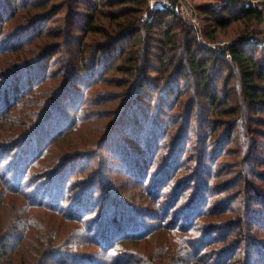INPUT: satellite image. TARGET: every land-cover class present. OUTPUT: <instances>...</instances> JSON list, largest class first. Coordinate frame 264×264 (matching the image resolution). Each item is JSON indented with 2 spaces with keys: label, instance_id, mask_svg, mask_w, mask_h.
Returning a JSON list of instances; mask_svg holds the SVG:
<instances>
[{
  "label": "trees",
  "instance_id": "16d2710c",
  "mask_svg": "<svg viewBox=\"0 0 264 264\" xmlns=\"http://www.w3.org/2000/svg\"><path fill=\"white\" fill-rule=\"evenodd\" d=\"M204 1L196 6L205 22L203 34L207 41H217L238 23L240 32L224 49L208 47L198 29L174 9H152L149 0H0V55L2 49L4 53L9 51L8 47L23 50L37 39L54 38L50 25L62 12L66 13L63 25L54 31L56 38H63L62 43L50 44L36 60L4 73L0 81V124L8 120L5 117L16 107L32 99V103L38 102L36 96L54 80L56 71L51 66L64 65L67 71L66 78L60 74L64 83L43 103L44 109L39 107L35 112L32 117L35 122L28 124L25 132L17 133L8 127L0 129V264H22L25 258L20 251H24L26 241L34 244L36 255L24 264H164L167 248L158 249L159 254L153 260L141 251L126 250L120 262L112 251L116 245L127 248L132 243L154 238L161 230L179 245L178 233H196L193 228H204L200 219L215 214L216 210L223 211L222 200L212 203L207 194L213 188L216 194L221 191L222 185L215 183L221 174L215 160L233 155L231 145L238 140L237 131L244 132L247 151L234 163L243 168V162L246 165L251 160L259 165L264 162L261 156L264 151V118H261L264 116V34L250 28L264 21L259 4L264 0ZM49 3L54 4L49 6ZM24 9H29L24 22L27 26L7 37L5 25ZM35 10L41 11L40 17L35 18ZM94 32L101 33L104 40L95 44L97 55L89 63L83 55L86 39ZM61 57L65 62L59 64ZM115 72L126 74L128 82L123 86L132 88L123 97L119 117L109 126L102 144L97 147L98 153L66 156L59 165L44 173L45 180L33 196L42 191L40 197L47 195L50 207L28 199L26 182L31 168L52 150L55 138L59 140L82 127L92 103L91 89L105 84L106 74ZM188 80L193 83L192 87L186 85ZM164 103L169 105V115L173 118L164 120L168 115L162 108ZM178 120H183L181 125ZM176 123L174 132L171 124ZM164 148L168 151L162 156ZM106 152L110 157L103 155ZM12 155L15 159L2 172V164ZM115 157L121 162L118 168L111 167L114 162L108 160ZM96 158L99 167L94 168L88 179L70 182L72 170L76 176L82 159H89L87 162L92 166ZM120 169L133 174L138 181L144 180L149 195L154 199L158 196V203L165 197L167 187L160 190L162 182L168 183L180 176L170 196L168 213L164 216L167 209L164 202L158 211H151L160 223L144 222L140 216L144 210L138 213L115 195L104 173L120 172ZM181 173L186 177H181ZM236 178L244 184L239 187L248 194L247 201L239 218L223 225L222 234L226 238L229 233L238 234L237 238L230 236L217 241L214 236L220 226H206L202 236L192 238L187 244L188 250H193L189 256L191 264H202L206 257L209 264H264V239L251 233L256 227L264 229V223L254 216L256 207L262 206L264 211V193L255 184L264 182V171L252 172L250 180L241 171L222 184L231 179L233 183ZM69 183L73 203L62 208ZM192 183L196 187L190 195ZM186 192L190 194L185 195ZM7 206L15 207V212L7 214ZM42 207L59 215L66 213L60 207L67 209L70 217L66 218L81 225L77 231L84 234L87 241L83 243L92 242L107 250L106 258L110 260L100 261V255L67 250L65 243L58 244L56 234H47L46 227L45 233L33 240L29 233L34 228L29 226V220L35 215L29 210ZM119 209L120 214H115ZM171 213L173 218L169 219ZM243 214L245 220H242ZM252 220L258 225L254 226ZM220 243L222 248L213 249ZM209 248L215 251L203 255Z\"/></svg>",
  "mask_w": 264,
  "mask_h": 264
},
{
  "label": "rangeland",
  "instance_id": "374dc122",
  "mask_svg": "<svg viewBox=\"0 0 264 264\" xmlns=\"http://www.w3.org/2000/svg\"><path fill=\"white\" fill-rule=\"evenodd\" d=\"M173 2H176L178 0H172ZM190 2V4L195 8V13H196V19H191V18H185L183 16H181L185 21L189 22L190 24H192L193 26H195V28L198 29V31L200 32L201 36L203 37V41L204 43L213 49L216 48H226L228 46V44L238 35V33L240 32L238 23L234 24L231 28H229L228 31H226V33L222 34L219 39L215 42L212 41H207L204 38V34L203 31L205 30V22L203 20V16L200 12V10L197 8L196 5L198 4H202L205 3L204 0H188ZM151 2L152 0H149V6L152 8L151 6ZM51 4L54 3H49V6ZM260 4V8L264 11V2L259 3ZM48 6V7H49ZM51 8V7H50ZM153 9V8H152ZM29 9H24L21 10V12L18 14L17 17L13 18L12 20H10V22L5 25V31L4 34H6L7 37H11L16 35L17 32H19L22 29H25L24 27H26L27 23L25 22V17L27 16L26 14H28ZM33 11V10H32ZM51 11H53V9H51ZM39 13H41L40 10H35L34 11V16L36 17H40ZM2 15H5L4 13H2ZM66 19V13L65 11L62 12L58 19L56 21H53L51 23L50 26H52L51 28L53 29V34H54V38L50 36V38H40L39 40H35L31 45H29V47L23 49V50H17L16 48H14L15 50L12 49V47H8L9 51H6V53L3 52L2 49V54L0 55V81L4 75V73H6L7 71H9L12 68H15L17 65H22L26 62L29 61H33L36 60L37 57L43 55L44 51L46 50L47 47L50 46V44H56L58 42L62 43L63 42V38H56V34L54 33V31H57L58 27L57 26H62L64 20ZM104 22L107 23V20H104ZM62 28V27H60ZM59 28V29H60ZM251 30H254L255 32L259 33H263L264 34V21L261 23H254L251 27ZM51 29V30H52ZM50 30V29H49ZM21 32V31H20ZM104 40V37L102 36L101 33H90L86 39V48L84 51V57L86 58L85 60L90 63L91 60H95L93 58L96 57L97 55V50L98 48H94L95 44H97L98 42H101ZM141 48V47H139ZM80 50V49H79ZM81 51V50H80ZM1 52V49H0ZM79 52H78V57H79ZM68 55V53H67ZM59 64H62L64 61V57H61L58 60ZM52 71L55 70V77H54V81L49 83V85L44 88V91L36 96L37 101L36 103H32L31 101L34 100L32 99L31 101L27 102L25 105L20 106V107H16V109H13V111L9 114V116L5 117L8 118L7 121H4L3 124H0V129L3 127H8L9 129H11V131H16L17 133L20 132H25L26 128L28 127V124H31L32 122H35L33 115H35L38 110L39 107L40 109H44L43 103L48 102L50 99V97H53L54 93L53 91L56 92V90L58 89V87H60V85H62L64 83V81L62 80L63 77L66 78V73L67 71L64 69V65H53L51 66ZM62 74V76L60 75ZM62 77V78H61ZM106 83L103 85H97L95 87H93L92 93L90 94V100L92 103H89V106L87 108L86 111V115L84 118V122L82 124V127L71 132L69 135H66L62 138H60L58 140V138H55L54 141V147L52 148V150L46 155L44 156L41 161H39L38 163H36L37 165H34L31 168V176H27L29 177V182H26V190L28 192V199H30L31 201H36L37 203H45L48 204V198L47 195L46 197L41 198L40 196H42V188H41V193H39V195L33 196L35 194H33L36 189L41 185L40 183H42L45 180V175L44 173L47 172V170L52 169L54 167H56L57 165H59V163L61 162V160L63 158H65L66 156H75V155H79V154H88L90 156L98 153L97 152V147L98 145L100 146L102 144L103 139L105 138V135L107 134V130L109 128V126L113 123L116 122V120L119 117V114L122 109V104H123V100H124V96H126V93L128 91L131 90V86H123L124 84H126L127 81V75L124 73H107L106 74ZM186 85L188 87H192L193 83L188 80V82L186 83ZM186 98V97H185ZM188 98V97H187ZM23 102V101H22ZM35 104V105H33ZM240 104V103H239ZM4 106V105H3ZM44 106V107H42ZM162 108L164 110L165 113H167L168 115L164 116V120L166 119H170L173 118L171 117L170 114V109H169V105L168 104H163ZM26 118H32L31 121H26ZM261 118H264L263 115H261ZM177 122H180V125L182 124L183 120L180 121L178 120ZM196 124V122L194 121V125ZM176 124H171L172 129L174 132H176V128L178 126H176ZM68 126H71L70 124ZM7 130V129H5ZM237 134V138L236 141L231 145V148L234 149L233 151V155L231 157L228 158H218L216 161V163H218V167L220 169V177H217V179H212L213 181L215 180L216 184L222 185L221 187V191L216 194V189L213 188V191H208L207 197L210 198L211 202L216 203V201L222 200L223 205L225 207V209H223V211L219 212V210L215 212H213L212 215H208L206 216L203 220L200 219V225L202 227H206L208 225H219L221 229L218 230L217 234L214 237H217L215 239H217V241L226 238V235L222 234L225 230H223V225H225L226 223H229L231 221H236L239 218V215L243 211V205L244 203L247 201L245 199L246 195H248L247 193H245V191L242 190L243 187H239L240 184H242V186L244 185L242 183V181H238V179H233L235 182L231 183V181H228L227 184H222L225 183L226 179L232 178V177H236V174L238 172L242 171V174L244 175V178H247L250 180V174L252 172L255 171H264V162H260L261 164H256L254 163L252 160L251 162H248L246 165L245 162L244 163V167L243 168H239L238 165L239 164H235L234 161L239 160L240 156L242 155V153H245V151H247L245 146V137H244V132H236ZM59 133H57L56 135H58ZM131 140V139H130ZM132 141V140H131ZM134 143V141H132ZM135 144V143H134ZM46 146V148L49 147V145H44ZM139 148V147H138ZM168 151V149L164 148V151L162 150V156L163 154H165ZM144 153V152H143ZM108 152L104 153V156H108ZM102 155V157H103ZM160 155H158L159 157ZM262 157H264V151L261 155ZM110 157V156H108ZM15 159V156H8L6 159V162L4 164H2V172L3 169L5 167V165L10 162V160ZM89 159L85 160L82 159L79 164L77 165V167H79V169L77 168V174L76 176L73 175V170L72 173L70 174L71 178V183L75 181V183H81V180L83 179H88L89 176H91L90 174L92 172H94V168H98L99 166L97 165V158L92 160V166L88 164ZM109 161H111L113 163V165H111V167H116L118 168V166H120L119 164L121 163L116 157L115 158H108ZM264 160V159H263ZM87 162V163H86ZM234 163V164H232ZM88 164V165H87ZM99 164V163H98ZM109 166V165H108ZM73 167V165H72ZM87 167L89 169H87ZM115 169V168H114ZM122 169L119 170H112L113 172L111 173H107L105 172L104 174L106 175V178L108 179V182L112 187V189L114 190V192L116 193L115 195L119 196L120 199H122V201H126L127 203L131 204V206H133V208H135L138 213H140L139 210H144L141 212V219H144V222L146 223H150V224H154L157 225L158 223H160L157 220V216H153L151 214L152 212H155L156 209L158 207H160L161 205H163V202L165 205H167V209L166 212H164V216L165 214L168 213L169 211V207L170 205L168 203H170L171 197H172V193L174 192L173 190L176 188V184L177 182L180 180L179 179V175L177 177V179H173L168 183H164L162 182L163 186L160 188V190L167 185L166 189L164 188V192H165V197H161V201L157 199V197L154 199L152 197V195H149L148 192V186H146V182L142 181H138V179H136V176H134L131 173H127L125 171H121ZM189 173V172H188ZM203 174H207L205 170H202ZM110 176H107V175ZM89 175V176H88ZM181 177L184 176L183 178L186 177V175L184 173L180 174ZM190 175V173H189ZM164 180V179H163ZM28 183V185H27ZM71 183H69L67 186L68 188L65 190V196L63 197L64 200H62V206L68 208L69 206L72 205L73 201H71L72 197L74 196L73 193H69L68 189L69 186H71ZM212 184L214 182H211ZM231 183V184H230ZM256 187L258 190H260L261 192L264 193V182H259L257 181L256 183ZM186 185V183H185ZM190 185V184H189ZM188 185V186H189ZM191 185H193L192 189L190 190V193H185V195H192L195 192V189L193 190V188H195V184L192 183ZM99 186H101L103 188L102 184H99ZM100 187V188H101ZM186 187V186H185ZM184 188V187H183ZM176 191V190H175ZM31 192V193H30ZM189 192V191H188ZM214 192V194L212 193ZM71 194V195H70ZM73 194V195H72ZM100 194V192L98 193V195ZM69 196V197H68ZM171 196V197H170ZM69 199V200H68ZM61 202V201H60ZM101 202V201H100ZM234 202V203H232ZM26 203V202H25ZM106 204V203H104ZM218 204V203H217ZM51 205V204H50ZM49 205V207H50ZM14 206V205H12ZM12 206H7V208L5 209L7 214H11L12 212H15V207L12 208ZM169 206V207H168ZM60 207V209L63 212H66L65 214L62 213L61 215H59V213H53L50 210H48V208H31L29 210V213H33L35 216V218H33V220H29V226L34 229H32V233L30 232L29 234L32 236L33 240H36L38 238L39 235L45 233L44 228L46 227V232L48 235H54L56 234L58 241V244L61 243L62 245L65 243L67 246V250L69 251H73L75 253H91L93 254V256L95 255H100L98 257V259L100 261H104L105 259L110 260V258H106V252L107 250H102L100 249L98 246L94 245L92 242H87V243H83L84 241H87L85 239V236L82 232H78V226L80 228V224L79 223H75L74 221H70L68 218L66 217H70L68 215L67 209L66 211H64V209H62ZM226 208H230L232 211L229 212V210L227 211ZM257 211H255L254 216L258 217L260 221H262L264 223V211H263V207L259 206L256 207ZM225 210V211H224ZM17 211V210H16ZM93 211V210H92ZM121 209L116 210L115 214H120ZM158 211V209H157ZM235 211V212H234ZM245 212V211H244ZM262 212V214H261ZM150 213V214H149ZM159 213V212H158ZM148 214V215H147ZM163 214V213H162ZM174 213H171L169 216V219H172ZM197 214V213H196ZM152 215V216H151ZM161 215V214H159ZM74 216H76V214H74ZM87 216V214H86ZM145 216V217H143ZM253 216V217H254ZM245 217V215H242V218ZM242 220H245L244 218ZM258 220V219H255ZM254 226L258 225V222L253 221ZM172 223V222H170ZM239 223L237 222V225ZM34 226V227H33ZM191 226H193L191 224ZM264 226V225H263ZM204 228H202L201 230L197 229V228H193V230L196 231V233H189V232H182V233H178L177 234V238L179 239V245L178 243H174L171 238V236L169 235V233H167L166 231H160L157 235H154V238H149V239H145L142 240L138 243H132L129 246L124 247L121 245H116L115 248L112 251L113 255H116L115 259L117 260V262H120L122 255L124 253H127L126 250H135V251H141L142 253H144L145 255L147 254V256H149L151 258V260H153V257L159 254L157 252V250L161 249V248H167L166 250H164V252L166 253L165 259H164V264H191V258L189 256H191L193 254V250H188V246L187 244L189 243V241L193 238H195L196 236H202L203 231L205 230ZM251 233H256L255 235L258 236L260 239H264V229L263 228H259L256 227V230L254 232L253 229H251ZM57 232V233H55ZM115 232V231H114ZM199 233V234H198ZM238 234H234V233H229L227 234V238L231 237H236L237 238ZM254 235V234H252ZM119 237V236H118ZM213 238H209V241L213 240ZM226 238V239H227ZM55 239V238H54ZM57 239H55V241H57ZM112 239V238H111ZM109 239V240H111ZM192 239V240H193ZM227 241V240H226ZM27 243V244H26ZM25 243V247H24V251H20V254L23 255V258H25V260H23L21 263L24 264L25 262H29L31 260V258L34 257V255H36L35 253V247L34 244L31 243L30 241H26ZM225 245V244H224ZM65 246V248H66ZM216 248H222V243L215 245V247L213 249L216 250ZM212 250V248H209L208 251H204L203 255H205V252H210V251H215ZM241 253V252H240ZM239 253V254H240ZM157 254V255H156ZM243 254V253H242ZM110 255V254H107ZM244 255V254H243ZM121 257V258H120ZM208 258L206 257L204 259V262H202V264H207L208 263ZM233 261V260H232ZM236 264H238L237 262H235ZM253 263V262H252ZM124 264V263H121ZM193 264H199V263H193ZM209 264V263H208ZM254 264H258V263H254ZM262 264V263H260Z\"/></svg>",
  "mask_w": 264,
  "mask_h": 264
},
{
  "label": "built area",
  "instance_id": "2783aa9c",
  "mask_svg": "<svg viewBox=\"0 0 264 264\" xmlns=\"http://www.w3.org/2000/svg\"><path fill=\"white\" fill-rule=\"evenodd\" d=\"M151 6L153 9L172 8L180 16L196 19L195 8L188 0H178L176 2L172 0H152Z\"/></svg>",
  "mask_w": 264,
  "mask_h": 264
}]
</instances>
